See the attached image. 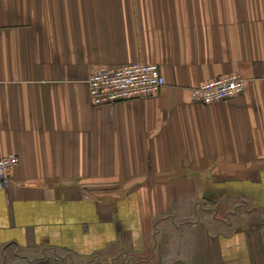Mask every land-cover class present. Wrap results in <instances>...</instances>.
Returning <instances> with one entry per match:
<instances>
[{
	"label": "crops",
	"instance_id": "obj_1",
	"mask_svg": "<svg viewBox=\"0 0 264 264\" xmlns=\"http://www.w3.org/2000/svg\"><path fill=\"white\" fill-rule=\"evenodd\" d=\"M138 62L162 91L95 107ZM5 156L0 264H264V0H0Z\"/></svg>",
	"mask_w": 264,
	"mask_h": 264
},
{
	"label": "built area",
	"instance_id": "obj_2",
	"mask_svg": "<svg viewBox=\"0 0 264 264\" xmlns=\"http://www.w3.org/2000/svg\"><path fill=\"white\" fill-rule=\"evenodd\" d=\"M166 84L156 63H132L116 68L101 67L89 80L90 96L95 107H113L122 102L157 96ZM246 81L231 75L205 83L196 91L199 102L217 104L245 92ZM17 156L0 158V188H6L11 173L19 166Z\"/></svg>",
	"mask_w": 264,
	"mask_h": 264
}]
</instances>
